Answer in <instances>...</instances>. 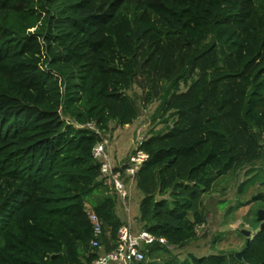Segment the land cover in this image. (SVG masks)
<instances>
[{
	"label": "trees",
	"instance_id": "trees-1",
	"mask_svg": "<svg viewBox=\"0 0 264 264\" xmlns=\"http://www.w3.org/2000/svg\"><path fill=\"white\" fill-rule=\"evenodd\" d=\"M134 86L163 125L125 177L140 230L167 240L141 264H264L258 221L248 247L148 258L197 239L222 177L245 170L238 193L264 209V0H0V264H91L86 204L115 247L120 200L92 149L139 118Z\"/></svg>",
	"mask_w": 264,
	"mask_h": 264
},
{
	"label": "rangeland",
	"instance_id": "rangeland-1",
	"mask_svg": "<svg viewBox=\"0 0 264 264\" xmlns=\"http://www.w3.org/2000/svg\"><path fill=\"white\" fill-rule=\"evenodd\" d=\"M128 94L133 97L140 106L139 118L130 125L119 126L115 123L110 124L109 132L104 138L107 142V155L113 167H119L122 164H127L131 155L137 152L138 146L151 133L159 131L163 128L160 120H152L158 102H153L147 107H144L137 98L141 91L134 86V89L128 91ZM104 185L109 187V192L116 191L120 204L118 211L120 217L125 224L128 220L132 231H140L142 223L138 221V206L143 198L142 193L137 189L135 182H123L124 192H118L115 189L114 183L107 182L106 178L100 175ZM245 170L227 175L217 180L212 188V191L206 193L203 197V211L205 213V223L197 227V239L189 242L183 248L168 247L169 253L165 251H157L150 259L163 260L170 257H178L181 260L187 258L189 254L197 257L208 256L218 253L232 252L239 250L244 241V236L239 230L244 229L254 235V229L258 225L257 212L262 202L258 198L252 199L259 193L258 188H252L247 192L254 193L253 196L246 193H238L239 185L246 180ZM122 194L127 195L126 201H122ZM239 195V196H238ZM247 195V196H246ZM251 198L252 203L239 207V202ZM260 198V197H259ZM239 207V208H238ZM91 207L86 204V210ZM92 210V209H91ZM119 264V263H115Z\"/></svg>",
	"mask_w": 264,
	"mask_h": 264
},
{
	"label": "built area",
	"instance_id": "built-area-1",
	"mask_svg": "<svg viewBox=\"0 0 264 264\" xmlns=\"http://www.w3.org/2000/svg\"><path fill=\"white\" fill-rule=\"evenodd\" d=\"M106 148L107 142L103 139L93 147L92 156L101 161L100 174L106 178V181H112L118 192H124L123 182L125 177H130L132 179L138 170V166L146 159L147 155L137 150L134 155L130 156L127 164H122L114 168L108 159ZM120 169H123V171ZM126 196L127 195L122 194V201L123 198L124 201H126ZM86 215L91 225L92 234L88 243L89 254H95L91 264H141L145 260L148 251L146 247L154 243L167 245V240L165 238L155 237L145 230H140L136 233L133 232L127 220L117 232L115 247L110 251H106L104 250L103 244H101V238L104 234L103 222L91 209L86 210Z\"/></svg>",
	"mask_w": 264,
	"mask_h": 264
},
{
	"label": "water",
	"instance_id": "water-1",
	"mask_svg": "<svg viewBox=\"0 0 264 264\" xmlns=\"http://www.w3.org/2000/svg\"><path fill=\"white\" fill-rule=\"evenodd\" d=\"M262 195H263V193H259L257 196H254L252 199H255V198L257 199V198L261 197ZM263 220H264V209H259L258 212H257V221L260 223V227H262V225H263L262 224V221ZM260 227H259V229H257L255 231V234H257L259 232ZM241 233L246 238V247H248L249 244H250V242H251V240H252V238H253V236H251V232L248 231V230L242 229L241 230ZM245 249L246 248L242 249L241 251H239V252H237L235 254L238 260H241L242 259L243 255L245 253Z\"/></svg>",
	"mask_w": 264,
	"mask_h": 264
},
{
	"label": "crops",
	"instance_id": "crops-1",
	"mask_svg": "<svg viewBox=\"0 0 264 264\" xmlns=\"http://www.w3.org/2000/svg\"><path fill=\"white\" fill-rule=\"evenodd\" d=\"M130 182H132L131 180H130ZM133 183V182H132ZM226 252V251H225Z\"/></svg>",
	"mask_w": 264,
	"mask_h": 264
},
{
	"label": "clouds",
	"instance_id": "clouds-1",
	"mask_svg": "<svg viewBox=\"0 0 264 264\" xmlns=\"http://www.w3.org/2000/svg\"><path fill=\"white\" fill-rule=\"evenodd\" d=\"M137 150V149H136ZM263 222V221H262Z\"/></svg>",
	"mask_w": 264,
	"mask_h": 264
}]
</instances>
